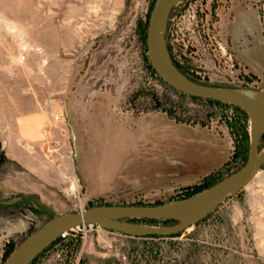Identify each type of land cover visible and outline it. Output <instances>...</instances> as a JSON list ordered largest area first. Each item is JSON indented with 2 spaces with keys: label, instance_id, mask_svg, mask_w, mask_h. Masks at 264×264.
Listing matches in <instances>:
<instances>
[{
  "label": "rangeland",
  "instance_id": "obj_1",
  "mask_svg": "<svg viewBox=\"0 0 264 264\" xmlns=\"http://www.w3.org/2000/svg\"><path fill=\"white\" fill-rule=\"evenodd\" d=\"M156 1L0 0V108L21 112L15 106L23 103L24 114L37 118L25 133L35 134L44 160L65 176L52 199L44 198L59 214L202 195L247 162L245 111L183 94L150 68L147 30ZM231 6L264 18V0H183L164 26L166 51L194 81L264 92L230 54L224 31ZM50 106L70 136L69 167L52 151ZM16 170L0 160L2 202L23 196L6 184ZM49 219L31 203L0 208V264ZM30 264H264V164L243 190L177 236L95 224L58 238Z\"/></svg>",
  "mask_w": 264,
  "mask_h": 264
},
{
  "label": "water",
  "instance_id": "obj_2",
  "mask_svg": "<svg viewBox=\"0 0 264 264\" xmlns=\"http://www.w3.org/2000/svg\"><path fill=\"white\" fill-rule=\"evenodd\" d=\"M183 0H157L152 10L147 30V53L151 67L157 75L175 90L191 97L209 99L234 106L245 111L253 120L255 130L250 136L249 155L246 164L215 192H207L189 198L177 199L152 206L105 205L94 206L84 211L59 214L43 204L34 195H24L12 202L0 201V208H13L31 203L50 219L29 234L11 253L5 264H30L64 233L76 227L102 224L113 227H132L144 235H172L185 231L207 218L227 198L243 190L256 176L264 164V153L260 155L259 144L264 136V103L254 91L210 86L192 80L185 75L166 53L159 50L161 31L172 9ZM163 34V33H162ZM163 43L164 40L162 39ZM165 46V44H164ZM166 49V48H165ZM2 151L0 148V157ZM182 212H192L185 217ZM174 219L178 224L172 228L156 229L130 220Z\"/></svg>",
  "mask_w": 264,
  "mask_h": 264
},
{
  "label": "crops",
  "instance_id": "obj_3",
  "mask_svg": "<svg viewBox=\"0 0 264 264\" xmlns=\"http://www.w3.org/2000/svg\"><path fill=\"white\" fill-rule=\"evenodd\" d=\"M233 8L231 6L229 25L224 31V36L229 39L230 54L235 56L246 72L264 85V18L259 16L256 10L236 7L233 12ZM21 105L15 106L16 109L21 108V112L16 110L14 113L11 111L4 113L0 108L2 155L17 167L14 176L8 178L6 184L23 196H36L48 206L44 198L52 199L53 189L62 187L65 176L55 167L53 161L48 163L44 160L43 144L36 141L35 134L25 133L30 125L35 124L34 120L37 118L25 115ZM56 116L58 117L51 111L50 106L48 113L50 124L56 121ZM57 172L59 173L56 174Z\"/></svg>",
  "mask_w": 264,
  "mask_h": 264
},
{
  "label": "built area",
  "instance_id": "obj_4",
  "mask_svg": "<svg viewBox=\"0 0 264 264\" xmlns=\"http://www.w3.org/2000/svg\"><path fill=\"white\" fill-rule=\"evenodd\" d=\"M57 121L60 122L61 127L57 125L56 123ZM56 122H53L52 125L53 130L57 133V136L53 141L54 148L52 151L56 152L57 155L60 157V160H62L67 165V167H69L68 164H69V160L72 158L73 151L71 148L66 147V142H68L70 145V136L68 134V130L64 118L62 116H58L56 118ZM49 152H51V149L49 150ZM93 225L95 224L83 225L81 227L74 228L72 231H75L78 228L80 229V228L91 227ZM68 233L69 232L64 233L61 237H65Z\"/></svg>",
  "mask_w": 264,
  "mask_h": 264
},
{
  "label": "bare ground",
  "instance_id": "obj_5",
  "mask_svg": "<svg viewBox=\"0 0 264 264\" xmlns=\"http://www.w3.org/2000/svg\"><path fill=\"white\" fill-rule=\"evenodd\" d=\"M162 33H163V30L161 31V34H160V37H159L158 47H159V50H161V51H163V52L166 53V49H165L164 43L162 41ZM255 95L257 96V98L259 100H261L264 103V92H255ZM254 130H255V124H254L253 120L251 119V126H250L251 134L254 132ZM262 153H264V148L260 151V155ZM224 183H225V181H223L220 184H218L217 186H215L211 190V192H215L216 190H218ZM70 189H71V191L75 190L76 189V185L73 183V185H72V187ZM182 214L185 217H191V216H193V213L192 212H182ZM109 227L114 228V229H121V230H123L125 232H129V233H133V234L141 233L139 230L134 229L132 227H128V226H124V227H113V226H109Z\"/></svg>",
  "mask_w": 264,
  "mask_h": 264
},
{
  "label": "trees",
  "instance_id": "obj_6",
  "mask_svg": "<svg viewBox=\"0 0 264 264\" xmlns=\"http://www.w3.org/2000/svg\"><path fill=\"white\" fill-rule=\"evenodd\" d=\"M150 68L152 69V71H154L155 73H156V71L151 67V65H150ZM193 98H196V97H193ZM208 101H210V102H213V103H216V104H219V105H226V104H223V103H221V102H218V101H215V100H209V99H207ZM236 109H238V110H240V111H242L240 108H237V107H235ZM242 112H244V111H242ZM246 134V133H245ZM4 158V155H2L1 154V157H0V160H2ZM151 220V219H150ZM153 220V219H152ZM172 220H174V219H172ZM130 221H133V222H135V221H137V219H133V220H130ZM174 221H177V220H174ZM177 223H178V221H177ZM180 233H177V234H172V235H170V236H177V235H179ZM144 236H146V237H161L162 235H144ZM61 238V237H60ZM35 260V259H34Z\"/></svg>",
  "mask_w": 264,
  "mask_h": 264
},
{
  "label": "flooded vegetation",
  "instance_id": "obj_7",
  "mask_svg": "<svg viewBox=\"0 0 264 264\" xmlns=\"http://www.w3.org/2000/svg\"><path fill=\"white\" fill-rule=\"evenodd\" d=\"M180 69V68H179ZM181 70V69H180Z\"/></svg>",
  "mask_w": 264,
  "mask_h": 264
}]
</instances>
